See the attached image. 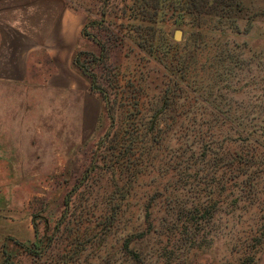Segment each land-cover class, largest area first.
Masks as SVG:
<instances>
[{
    "label": "rangeland",
    "instance_id": "rangeland-1",
    "mask_svg": "<svg viewBox=\"0 0 264 264\" xmlns=\"http://www.w3.org/2000/svg\"><path fill=\"white\" fill-rule=\"evenodd\" d=\"M68 7L67 87L41 89L36 73L24 110L0 105V264H128L127 236L194 204L213 241L190 263L238 264L261 234L248 223L264 221V172L241 175L248 139L228 122L264 119V0ZM250 246L264 264V241Z\"/></svg>",
    "mask_w": 264,
    "mask_h": 264
},
{
    "label": "crops",
    "instance_id": "crops-1",
    "mask_svg": "<svg viewBox=\"0 0 264 264\" xmlns=\"http://www.w3.org/2000/svg\"><path fill=\"white\" fill-rule=\"evenodd\" d=\"M77 41L78 15L68 0H0V105L15 102L24 110L23 91L37 87L36 73L41 89L43 81L67 87L62 74L74 69ZM4 88L18 97L8 100Z\"/></svg>",
    "mask_w": 264,
    "mask_h": 264
},
{
    "label": "trees",
    "instance_id": "trees-1",
    "mask_svg": "<svg viewBox=\"0 0 264 264\" xmlns=\"http://www.w3.org/2000/svg\"><path fill=\"white\" fill-rule=\"evenodd\" d=\"M220 1L215 0L216 3ZM145 11L151 14V10ZM73 61L78 64L76 56ZM228 124L229 128L235 129L240 135H245L248 139L246 150L242 149L240 153V158L245 168L241 175L246 174L249 178L256 174L260 175L261 172H264V119L259 120L255 124L244 120L238 123L230 121ZM257 132L262 137L261 140L252 136ZM252 165L257 166L258 170L255 168L248 172L247 168ZM182 203L179 201L178 205L185 209ZM213 219L214 216L207 214V212L203 211V207L198 204H194L193 209H187V211L179 212L174 210L173 212H166L155 219L149 218L148 225H152L154 220L162 229H148L127 236L126 242L132 244L130 249L132 254L129 255L128 264H193L190 263V260L195 259L199 248L208 242L206 240L207 237L210 242L213 241V238L209 237L210 229L212 228L209 229V227L214 224ZM238 222H240V219H238ZM242 222H245V220H242ZM248 225H250V231L253 230L254 225H256L255 228L261 229L260 236L252 234L248 242L252 241L253 245L254 241L257 240V244H261L264 241V221L258 223L255 220V222H249ZM151 238H156L153 250L147 248ZM139 240L145 242L146 245L144 247L136 246ZM250 244L238 257V264H253L255 262L258 248H254L255 246H250Z\"/></svg>",
    "mask_w": 264,
    "mask_h": 264
},
{
    "label": "water",
    "instance_id": "water-1",
    "mask_svg": "<svg viewBox=\"0 0 264 264\" xmlns=\"http://www.w3.org/2000/svg\"><path fill=\"white\" fill-rule=\"evenodd\" d=\"M175 38H178V33L175 34Z\"/></svg>",
    "mask_w": 264,
    "mask_h": 264
}]
</instances>
